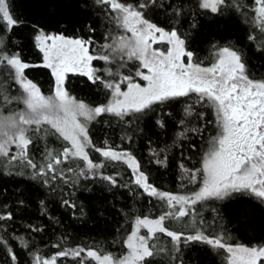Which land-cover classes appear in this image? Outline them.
<instances>
[{"label": "snow or ice", "instance_id": "snow-or-ice-1", "mask_svg": "<svg viewBox=\"0 0 264 264\" xmlns=\"http://www.w3.org/2000/svg\"><path fill=\"white\" fill-rule=\"evenodd\" d=\"M252 4L249 16L242 0H0V177L16 181L11 193L15 209H9L7 199L0 200V264H56L60 257L78 258L82 253L85 257L77 264H85L88 258L97 264H204L207 259L215 264L217 255L222 256L221 264H264V243H237L227 232L203 227L206 221L201 215L207 202H220L222 209L212 211L219 216L223 210L229 222L237 225L235 232L264 231V63L257 59L264 57V40L249 47L244 39L253 42L256 35H232L239 15L264 36V0H252ZM95 13H102L121 30L110 29L98 48L93 38ZM213 26L216 30L209 39L205 29ZM204 44L209 45L207 63L200 56ZM26 50L37 53L38 61L29 60ZM98 61L103 65L95 66ZM129 62L135 63L129 67ZM40 68L53 77L47 95L29 71ZM69 74L101 85L106 102L90 105L71 94ZM177 104L184 105L178 139L188 132L202 136L207 123L215 124L202 166L180 165L188 173V183L195 186L183 194L163 190L130 149L97 147L90 135L91 122L107 114L128 125L135 122L134 132L151 144L149 133L153 128L167 129L174 119L169 109ZM209 111L214 121L205 119ZM186 121H195L196 126L189 128ZM50 136L67 143L59 150L46 142L41 147ZM127 140L131 144L132 136ZM89 149L105 160L126 163L131 179L121 183L116 178L119 173L105 175L100 170L106 164L95 162ZM164 152L151 151L149 163L167 167ZM75 161L82 163L71 166ZM80 178L107 182L98 205L87 211L57 184L71 182L75 188ZM122 188L154 198L160 209L154 217L133 218L131 231L122 241L125 254L80 246L64 249L56 244L61 250L45 259L33 252L32 241L17 235L15 229L8 231L6 222L13 221L17 211L27 213L32 204L41 216L59 224L49 215V197L54 194L74 217L103 219L118 197L125 195L114 189ZM82 191L91 189L84 186ZM5 192L7 188H0V195ZM257 210L262 213L259 217ZM186 217L191 218L190 224ZM180 222L182 226L174 227ZM141 229L146 231L141 234ZM27 230L40 233L44 228L29 223ZM162 237L168 238L167 243Z\"/></svg>", "mask_w": 264, "mask_h": 264}, {"label": "trees", "instance_id": "trees-1", "mask_svg": "<svg viewBox=\"0 0 264 264\" xmlns=\"http://www.w3.org/2000/svg\"><path fill=\"white\" fill-rule=\"evenodd\" d=\"M133 2V0H129ZM165 2H171V0H165ZM178 2V0H177ZM243 3L249 7V16L252 15L251 7L253 6L252 0H242ZM29 11H34L29 8ZM187 10V9H186ZM160 19H164L163 10H160ZM93 19H97L96 32L93 34V38L97 42V48L100 44L105 43L102 39L104 35L108 33L110 29H115L114 25L108 23L102 13H95ZM246 18L237 15L234 24L232 25V35L234 37L245 38L249 33L257 36V40L249 42L244 39V44L249 47H254L259 44L261 40H264L258 29L254 28L252 24L245 22ZM215 27L206 28L205 35L211 39V34L215 32ZM202 47L205 49L200 53L201 59L208 62L210 55L208 49L209 45L204 44ZM26 57L33 61H38V54L32 50L25 51ZM262 63H264V57H257ZM132 63L129 62V67ZM95 66L100 67L103 62H94ZM264 70V69H262ZM31 78L38 83L41 91L47 95L52 89L53 77L48 69H31L29 70ZM68 80L70 82L71 94L77 96L79 99L84 100L90 105H96L100 102H106L105 90L101 85H90L87 84L85 77L76 76L69 74ZM183 104H177L175 107L170 108L169 111L173 113L174 119H171L166 130L161 131L160 129L153 128L149 135L152 138V143L149 144L143 135L135 133L136 123L131 125L125 124L118 117L112 115H104L98 117L95 121L89 125L90 135L93 139L94 144L97 147L111 146L116 150L130 149L133 154L142 161L145 168L149 169L152 173V179L156 180V183L161 186L163 190L173 193H185L189 191L194 185H191L187 181L188 173L181 169L180 165L183 164L187 169H195L202 166V159L207 149V140L215 134V124L207 123L206 131L202 136L195 135L191 132L186 133L184 138H177V133L183 131V126L179 125V119L183 116ZM199 106H197L198 108ZM127 119V118H125ZM205 119L207 121H214L215 116L212 111L206 113ZM187 127L191 128L196 126V122L192 121L189 123L186 121ZM143 126V122L141 123ZM127 136H132L133 142L130 144L127 140ZM107 141V145H105ZM47 143L49 147L60 149L61 145H66L67 142L57 139L56 137H49L47 141H42L40 146L43 147L44 143ZM183 144L181 148L180 145ZM195 145V147H192ZM159 149H165V152L161 155L168 157V166L162 167L156 163H149L153 159L151 151H159ZM90 157L94 161H100L101 158L97 152L89 149ZM182 153V154H181ZM37 160L40 159L37 154ZM2 159V158H0ZM104 162V161H103ZM82 163L80 161L71 162V166L75 167L76 164ZM106 167L101 169L105 175H116V178L121 182L125 183L131 179V172L129 168L121 162H104ZM60 167H64L61 165ZM75 179V177H73ZM16 181L10 177H0V188H7V192L0 195V200L7 199L9 209H15L13 201L15 197L11 195L12 190L15 186ZM107 182L101 181L100 179H79L78 185L73 188L71 182L69 186H65L63 181H57L59 187L64 188L66 194L70 200L76 201L78 204L83 203L85 210L89 207L98 205V197L100 196L102 189ZM87 186L91 189V192H84L82 188ZM130 187L135 188L134 185ZM114 191H120L125 195L118 197L115 202V207L112 208L110 213L105 214V218L96 219L91 216H85L83 218H77L72 215V210L68 208H62L59 203V195L54 194L49 197V215L54 216L60 221L59 224L54 223L47 217L39 214V209L36 204H32L27 213L17 211L16 217L13 221H7L8 231L11 232L15 229L17 235L24 237L26 240L32 241L30 245L33 252L36 255H40L42 258H49L55 253L60 251V248L54 247L59 244L62 248H75L77 246L84 247L86 249H98L101 252H111L115 255H121L126 252V248L123 246V239L131 231V224L133 218L136 215H145L154 217L159 213V202L154 198L147 196H137L135 194H129L127 189H119ZM139 191V190H137ZM107 195V193H104ZM86 197H90L87 199ZM151 200V203L149 201ZM113 201L109 197L107 206L111 207ZM157 205V207H153ZM198 207H200L198 205ZM213 208L222 209L220 202H207L201 209V215L203 216L206 224L203 227H208L210 231L214 230L217 233L227 232L237 243L242 244H253L257 245L264 243V231L257 228L256 230L248 229L243 235L234 231L237 227L236 224L230 223L228 215L221 210L220 215L212 211ZM78 215V214H77ZM262 213L257 210V216H261ZM191 223V218H185ZM31 223L33 225H40L44 228L43 232L30 233L27 230V225ZM259 223V221H257ZM183 222L174 224V227H180ZM34 238V240H33ZM164 243H167L168 238H161ZM19 247V244L16 245ZM22 254L31 261L32 257L28 256L27 250H23ZM3 254L0 253V256ZM85 257L82 253L81 257L74 258L72 256L60 257L57 259V264H77L78 259ZM215 264H221L222 256L217 255L214 257ZM85 264H97L95 260L90 258L85 259ZM204 264H212V259H207Z\"/></svg>", "mask_w": 264, "mask_h": 264}, {"label": "rangeland", "instance_id": "rangeland-1", "mask_svg": "<svg viewBox=\"0 0 264 264\" xmlns=\"http://www.w3.org/2000/svg\"><path fill=\"white\" fill-rule=\"evenodd\" d=\"M119 31H121V30H119ZM117 151H120V150H117ZM98 154H99L101 160H100V161H95V162H101V161L107 162V161H109V160H105V158L102 157V156L100 155V153H98ZM121 163H122V164H125V165L128 167V165H127L126 163H124V162H121ZM128 168H129V167H128ZM129 170H130V172H131V169H130V168H129ZM131 174H132V172H131ZM145 231H146V230L141 229V234H143ZM126 252H127V249H126ZM126 252H125V253H126ZM125 253H124V254H125ZM49 258H51V257H49ZM49 258H45V259H49ZM56 264H57V262H56Z\"/></svg>", "mask_w": 264, "mask_h": 264}]
</instances>
